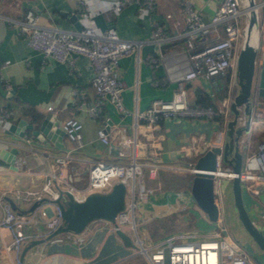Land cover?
<instances>
[{
	"label": "crops",
	"instance_id": "obj_1",
	"mask_svg": "<svg viewBox=\"0 0 264 264\" xmlns=\"http://www.w3.org/2000/svg\"><path fill=\"white\" fill-rule=\"evenodd\" d=\"M111 1L115 0H89V3L96 14L104 15L108 24H115L120 36L139 40L142 44L137 52L124 55L120 59L121 76L126 85L122 92L124 111L118 109L108 99L104 104V117L98 120L86 118L84 138L87 142L79 150L84 157L99 158L96 154L102 152L105 154L103 158H119L117 153L110 150V144L94 139L97 128L108 122L112 140L119 143L126 135L133 133L132 124L136 120V112L146 109L154 98H172L177 86V79L180 76H190L188 92L191 103L198 102L200 90L215 103L211 80L205 78L197 70L202 65L199 64L201 60L192 59L191 55H188V50L184 48V32L188 26L185 16L181 12L179 0H157L156 10L144 16L138 13L135 2L125 5L119 13H102V7ZM191 1L194 7L202 12L205 21L210 20L219 2L218 0ZM256 1L259 4L264 3V0ZM260 7L264 11V6ZM78 8L79 0H0V64L8 62L2 69L4 80H1L0 77V109L12 110L11 123H18L21 119H26L35 126L49 112L47 105L50 102L60 105L68 102V90L71 87H86L89 89V98L93 100L97 98L91 89L93 70L86 55L77 57V68L74 71H71L66 63L56 60H51L50 64L44 67L42 66V54L29 46L27 39L18 32V25L11 21L23 20L27 11L32 9L38 14L41 24L77 30L75 14L80 20ZM169 14L171 16H168ZM156 24H160L168 32L170 38L166 42V48L162 49L152 40ZM221 34L224 35L223 30H221ZM175 47L182 49L175 52ZM263 54L264 47L260 52L258 51L257 69L259 68V70L264 68ZM163 55L165 57H162ZM262 59L263 63L258 64V60ZM185 70L188 71L187 74H179ZM233 71L234 68L230 70V73ZM231 77L235 81L232 91V94L235 95L238 88L237 78L229 74L228 83ZM259 78L260 75L257 74L254 80V93H257L254 94V106L257 107V110H254L250 130L242 136V149L248 145L249 148H256L257 142L264 139L263 103L256 99ZM6 82L10 84V87H7ZM214 82L220 86L224 83V79L214 78ZM260 99L264 101V98ZM39 118L42 119L39 120ZM229 118L228 121L233 119V114L232 116L230 114ZM61 119L62 115H59L57 117L59 123ZM228 121L221 124L211 119L180 117L162 121L151 132L139 134L138 159L146 162L160 160L187 164L188 160L192 158L186 155L184 147L190 144L194 137L201 134L212 145L223 143L228 139L226 134ZM242 124L244 122L238 120L237 126ZM25 139L28 140H22V144L17 142L20 151L16 158H25L22 165L16 162V166H12L6 158L0 155V194L3 195L0 205V264H138L137 261L141 260L142 253L135 242L132 239H130L131 243L126 242L112 228L111 223L100 218L91 220L82 231L74 233L72 238L65 236L66 231L59 232L64 236L62 240L43 239L30 245L23 254L24 247L32 239L48 236L46 234L48 233L46 216L41 213L42 208L48 204L40 202L34 209H29L33 201L16 198L15 192L17 189L41 187L45 181L46 173L57 168L52 155L48 156L47 153L63 151L74 144L67 134L63 137L64 145L62 146L57 145L51 139H48L50 142L41 141L32 135L31 130L27 131ZM12 143H16L15 140L10 135L3 133L0 128V148ZM146 170L147 166H144L145 175L143 178L146 177ZM169 171L178 170L162 167L159 169L157 180L161 182L164 174H170ZM68 175L72 183L78 186L84 185L88 175L87 160L71 162ZM148 180L154 181L155 179ZM157 193L159 192L155 194ZM159 195H161L162 202L156 203L155 216L161 212H182L181 209L186 207L178 206L177 202L170 199V193L166 191H162ZM6 196L12 197L21 211L28 209L22 212L29 218L25 230L30 235L36 236L26 240L20 251L15 248H7V244L13 239V234L11 229L2 222L5 213L3 204H10ZM243 198L254 220L264 227V180L255 183L254 192L243 187ZM16 210L18 211V209ZM205 213L197 214L201 230H189L187 233L207 234L218 231V222L212 220ZM182 217L186 220L185 223L193 222V218L187 213H182L180 218ZM180 218H177L178 221ZM221 222L223 224L222 217ZM206 226L209 228L204 229ZM213 226L217 228L212 229ZM127 229L131 228L126 226L124 228L126 233ZM79 235L85 238L77 240ZM234 235L228 228L227 238L237 239ZM238 242L243 243L240 240ZM145 260L147 261V258ZM145 264L151 263L147 261Z\"/></svg>",
	"mask_w": 264,
	"mask_h": 264
},
{
	"label": "built area",
	"instance_id": "obj_2",
	"mask_svg": "<svg viewBox=\"0 0 264 264\" xmlns=\"http://www.w3.org/2000/svg\"><path fill=\"white\" fill-rule=\"evenodd\" d=\"M179 1L181 12L184 14L188 26L184 32V48L188 50V55L190 54L192 59L201 60L199 64L202 65L197 68L198 73L211 80L216 104H192L188 92L190 76H180L177 79V86L172 98H154L146 109L135 113L136 120L132 124L133 133L119 141L122 144V148L117 153L119 158L84 157L79 150L87 142L84 138L86 118L98 120L104 117L106 100L109 99L118 109L124 111L122 92L126 85L121 76L120 59L124 55L137 52L142 42L120 36L115 26H109L102 30L94 20L96 13L91 9L89 0H79L78 14L82 27L77 30L41 24L38 14L32 9L27 11L23 20H11L12 23L18 25V32L27 39L29 46L42 54V66L44 67L50 64L51 60H56L66 63L68 68L74 71L77 68V57L86 55L93 70L91 89L97 96L93 100L88 96V88L71 87L68 90V102L62 105L50 102L47 105V110L56 113L57 117L62 115L59 124L74 144L63 151L47 153L48 156L52 155L57 168L46 173L45 181L41 187L17 189L15 196L31 201L40 200V202L48 204L42 208L41 213L46 216L48 227L46 234H50L62 223L61 209L56 200L63 193L66 195L71 193L75 200L81 201L90 192H107L114 182L123 181L127 186L124 208L117 213L114 221L100 219L111 223L112 228L116 231L117 229L124 230L126 226L134 229L136 236L133 241L140 251L146 253L152 264H261L238 240L227 238L228 227L226 224H222L221 214L216 220L219 229L215 233H179L176 236H167L152 244H147L137 229V203L147 200L149 195L161 185V182L157 180L159 169L162 167L178 171L189 169L194 174L197 157L212 145L201 134L194 137L192 142L184 147L186 155L192 158L188 160L187 164L160 160L146 162L138 159L139 134L149 133L160 122L174 117L205 118L219 123L217 117L220 114L225 116V122H227L230 119V114L233 113L231 102L234 98L232 91L235 81L231 77L228 83V77L229 74H232L236 78L237 56L240 49L236 52L234 44L241 40L242 23L244 21L247 23L248 12L244 11L245 0H218L217 9L209 21L203 19L202 12L194 7L191 0ZM131 2L137 4L138 13L141 16L148 15L157 8V0H115L103 6L101 11L102 13H119L125 5ZM260 6H264V3ZM221 30L224 31V35L221 34ZM169 38L167 30L160 24H156L152 40L163 49L166 48ZM260 45V40L255 43L259 52ZM179 49L182 48L175 47V52ZM261 62L263 63V59L258 60V64ZM7 63L0 64L1 80H4L2 69ZM232 68L234 71L230 73ZM261 69L257 74L260 75ZM218 72L225 75L224 83L220 86L214 82V75ZM6 85L10 87L8 82ZM254 110H257V107ZM12 116V110L0 109V128L8 127L11 124ZM240 120L244 122L245 117H241ZM94 139L110 144L112 138L108 122L97 128ZM244 150L245 159L240 172L234 171L228 165H223L222 153H217L216 169L213 170V173L216 199L220 207L221 203L217 194L221 190V177L232 178L239 174L243 187L252 192L255 190V183L264 180V139L257 142L256 148H249L248 145L244 147ZM80 160L88 162L87 181L82 186L72 183L68 175L69 164ZM16 162L22 165L25 158H16ZM144 166H147L145 178H143L145 175ZM146 178L157 180V185L147 183ZM176 195L178 206L185 207L192 192L177 190ZM2 197L3 195L0 194V205ZM3 207L5 213L2 222L11 229L13 234V239L7 244V248H15L20 251L26 240L36 236L30 235L25 230V225L29 221L27 215L17 211L8 203L3 204ZM74 233L77 232L66 231L65 236L72 238ZM193 235L196 237H190ZM181 237L186 239H181ZM49 238L62 240L64 236L56 233ZM84 238L81 235L77 236V240Z\"/></svg>",
	"mask_w": 264,
	"mask_h": 264
},
{
	"label": "water",
	"instance_id": "obj_3",
	"mask_svg": "<svg viewBox=\"0 0 264 264\" xmlns=\"http://www.w3.org/2000/svg\"><path fill=\"white\" fill-rule=\"evenodd\" d=\"M248 3L255 7L250 9L247 14L244 39L237 56L236 78L238 91L231 102V110L234 116L227 124L226 134L228 135V139H226L222 145H211L198 156L195 162L196 170L193 174L191 184L192 195L212 220H217L222 211L216 199L214 189L213 170L216 169L217 153H222L223 161H226L230 168L236 172L241 171L245 159V150L242 149V136L250 130L254 109H256L254 106V80L257 75L258 50L255 43L251 41V38L254 31L256 33L259 31L258 9L261 4L257 3L256 0H249ZM75 19L77 20V29H80L82 23L77 14H75ZM94 20L102 30L115 25L114 23L108 24L104 19V15L101 13L96 14ZM10 90L13 91V89ZM258 95L264 97V68H262L260 72ZM243 116L245 117L244 124L237 126L238 120ZM36 125L34 126L33 123H29L26 119H21L18 123L12 122L8 127L2 129L3 133L10 135L16 142L0 148V155L6 158L12 166H16V157L20 151V146L17 142L28 140L25 139L28 130H31L32 135L36 136L41 141L48 142V139H51L57 145H64L62 140L65 131L59 124L56 113L49 111L42 121ZM121 148L122 144L116 143L114 140L110 142V150L113 153H118ZM231 179L235 209L247 231L245 240H252V243L256 244L260 251L258 254L254 253L245 243H242V246L261 264H264V227L260 226V224L254 220L245 205L240 175L237 174ZM220 180L224 183L228 180V177H222ZM126 191L127 186L125 182L116 181L109 191L90 192L81 201L75 200L71 193L67 194V202L63 201L61 197L58 198L56 201L61 209L62 223L48 234L46 238L32 239L31 242L24 247L23 254L30 245L47 239L53 234L64 231H82L87 224L95 218H105L114 221L117 213L125 206ZM6 198L9 200L11 206L14 209H18L19 212L28 210L25 209L21 211L12 197L6 196ZM39 203L40 200H34L29 209H34ZM117 232L126 242L131 243L129 235L123 229H117Z\"/></svg>",
	"mask_w": 264,
	"mask_h": 264
},
{
	"label": "rangeland",
	"instance_id": "obj_4",
	"mask_svg": "<svg viewBox=\"0 0 264 264\" xmlns=\"http://www.w3.org/2000/svg\"><path fill=\"white\" fill-rule=\"evenodd\" d=\"M242 8H243V5H242ZM258 10H259L258 14H259V22H260L258 36H259V40L261 43L260 46L262 49V47H264V35H263L264 11L261 7H259ZM245 27H246V21L242 23V36L240 37L241 40H239L237 44H234L236 48V52L239 51V49L242 46ZM257 70H259V68ZM237 91H238V88H237ZM258 97L256 99L258 102L261 101L263 103V110H264V101L261 100L260 97L259 98ZM96 156H98L99 158H103L105 157V154L102 152H99L96 154ZM223 165H227V162L223 161ZM168 173L170 174H168L167 177L161 178V185L157 187V189L155 190V193L156 192L161 193L162 191H166L170 193L169 195L170 199H172V201L176 203L177 202V195H176L177 190H182L184 192L191 191L193 174L189 169L183 170V171H173V172L169 171ZM145 181L147 183L157 185V180L152 181L146 178ZM220 188L221 190H220V193L217 194V197L222 207L221 215H222L223 223L226 224L227 227L230 229V231L235 234L234 235L235 238L240 239L241 242L243 241V243H245L246 246L250 248L251 251H254V253L258 254V252L260 251L258 246L252 243V240H249V241L245 240V237H247L245 236L247 235V231L244 228L240 218L238 217L237 210L235 209L232 179L228 178V180H226L224 183H222L220 180ZM155 193L153 192V194H151L150 197L152 195L153 196L151 198L149 197V199L147 200L138 201L137 206H136L137 229H138L139 234L144 237L145 242L147 244H152L158 241L157 240L158 238L154 240L153 239L150 240V237H152L151 232L155 230L157 231L158 229L161 231L165 230L163 229L165 227L161 226L162 222L167 225L168 229L165 233L166 234L165 236H169V237L176 236L177 234L183 233V232L187 233L189 230H194V229L201 230L200 224L198 222L200 219L197 216V214L199 213L201 214V212L205 213V211L202 210V207L198 204L197 200L194 198L193 195H191V197L187 201V206L181 209L183 210L182 212H177V211L175 213L174 212H165V213L161 212L160 214L155 216L154 210H155L156 203L158 201L162 202L161 195H159V193L157 194ZM61 198L65 202L68 201V197L65 193L62 194ZM182 213H187L190 217H192L193 222L190 220V222L192 223H189V222L185 223L186 220H184L183 217L180 218V216H182ZM178 217L180 218L179 223H182L183 225L176 224L175 219H177ZM208 228L209 227L207 226L204 227V229H208ZM215 228L217 227L213 226L212 229H215ZM127 234L129 235L130 239L134 240V237L136 236L134 229H127ZM197 234H200V233H197ZM191 237L193 238L196 236L193 235ZM181 239H186V238L181 237ZM140 252L142 253V256H141L142 258H140L141 260H138L137 263L145 264L147 261L151 263L146 253L142 251ZM146 258H147V261L145 260Z\"/></svg>",
	"mask_w": 264,
	"mask_h": 264
},
{
	"label": "trees",
	"instance_id": "obj_5",
	"mask_svg": "<svg viewBox=\"0 0 264 264\" xmlns=\"http://www.w3.org/2000/svg\"><path fill=\"white\" fill-rule=\"evenodd\" d=\"M255 94V93H254ZM257 94V93H256ZM255 94V95H256ZM235 96V95H234ZM259 95H257V97H258ZM260 98H264V97H261V96H259ZM193 104V103H192ZM194 104H198V105H210V104H213V105H215L216 103H214L213 102V100L206 94V93H203L201 90H200V93H199V97H198V102L197 103H194ZM232 114L233 113H231V116H232ZM40 119H42V118H39V120ZM217 119L220 121V123L221 124H224L225 123V116L224 115H222V114H220L218 117H217ZM168 176V174H164V177H167ZM175 221H176V224H180V225H183L182 223H179V221H178V219H175ZM166 224H164L163 222L161 223V226H163V227H165V228H163V229H165V230H155V231H152L151 233H152V237H150V240L151 239H156V238H158L157 240H159V239H162V238H164V237H167V236H165L166 234V231H167V225L165 226ZM170 229V228H169Z\"/></svg>",
	"mask_w": 264,
	"mask_h": 264
},
{
	"label": "bare ground",
	"instance_id": "obj_6",
	"mask_svg": "<svg viewBox=\"0 0 264 264\" xmlns=\"http://www.w3.org/2000/svg\"><path fill=\"white\" fill-rule=\"evenodd\" d=\"M248 2H249V0H245L246 8L244 9V11H246V12H249L250 9L255 7V6L249 5ZM251 41L254 42V43H257L259 41L258 33H256L255 31L252 34ZM187 72L188 71L185 70L184 72L183 71L179 72V74L183 75V74H187ZM224 77H225L224 73H220V72H218L217 74L214 75V78H217L219 80L224 79Z\"/></svg>",
	"mask_w": 264,
	"mask_h": 264
}]
</instances>
